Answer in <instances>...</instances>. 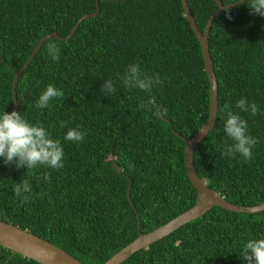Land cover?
<instances>
[{"label":"trees","instance_id":"16d2710c","mask_svg":"<svg viewBox=\"0 0 264 264\" xmlns=\"http://www.w3.org/2000/svg\"><path fill=\"white\" fill-rule=\"evenodd\" d=\"M247 3L251 0L226 8L212 22L208 44L218 111L194 148L193 163L225 200L251 206L264 202V16ZM187 4L203 31L217 3ZM95 10L96 0H0V113L11 112L14 73L37 42L52 31L66 36L79 17ZM49 43L60 48L58 62L48 54ZM131 63L148 75L160 74L163 84L151 95L166 114L144 109L149 93L124 87L121 78ZM109 79L116 93L102 94ZM49 84L65 95L37 108ZM208 88L200 45L181 0H99L97 16L82 20L68 40L47 38L17 81V111L61 141L64 167L27 172L0 158V220L47 239L83 264H102L138 235V224L149 232L195 203L182 137L189 139L206 121ZM241 97L258 105L255 116L235 108ZM225 103L259 140L247 162L239 153L223 155L225 142L234 143L224 132ZM75 127L86 131L83 142L64 139ZM46 172L50 182L43 179ZM25 178L32 194L22 203L13 188ZM260 237L264 211L215 206L121 264H246L242 241ZM0 264L39 263L0 245Z\"/></svg>","mask_w":264,"mask_h":264},{"label":"clouds","instance_id":"9594fccd","mask_svg":"<svg viewBox=\"0 0 264 264\" xmlns=\"http://www.w3.org/2000/svg\"><path fill=\"white\" fill-rule=\"evenodd\" d=\"M248 7L255 14L264 16V0H251ZM48 54L54 61L58 62L60 60L59 46L56 43H49ZM121 79L125 88H138L150 94L146 104L143 105L146 111H154L156 114L167 113V109L158 105L156 97L151 95L154 87L163 84L159 73L148 75L142 71L139 63H131L127 66ZM101 93H116V88L111 79L104 81ZM64 95L62 89L49 84L39 96L36 107L46 108L52 99L64 97ZM235 108L241 112H250L253 116L259 111L255 102L249 103L244 97L235 102ZM223 110L227 114V119L224 121V132L234 142L232 144L225 142L223 155L239 153L245 162L251 160L253 157L252 149L259 143V140L249 134L247 120L242 118L239 113L233 112L232 105L225 103ZM60 123L63 127L66 122L61 121ZM86 134V131L79 127L69 128L64 139L72 142H83ZM0 158L3 159L5 165L14 164L16 168L26 167L27 172L35 170L39 166L53 170L64 167V150L61 141L53 139L43 124L33 123L22 116L20 111L15 110L0 113ZM42 175L46 182H50V172ZM13 193L16 197H22V203L29 202L32 194L30 181L25 178L21 182L15 183ZM241 258L246 264H264V237L242 241Z\"/></svg>","mask_w":264,"mask_h":264},{"label":"water","instance_id":"95a60500","mask_svg":"<svg viewBox=\"0 0 264 264\" xmlns=\"http://www.w3.org/2000/svg\"><path fill=\"white\" fill-rule=\"evenodd\" d=\"M217 3V8L209 15L205 23L203 31L197 26L194 17L191 14L190 8L187 4V0H181L184 15L188 20L189 27L191 28L193 34L195 35L201 50V55L203 58L204 70L207 75L209 83V111L208 116L204 124L189 138L185 139V146L183 152V162L186 174L196 190L195 203L187 210L174 216L172 219L166 223L156 227L155 229L143 233L139 229L138 224V235L125 246L116 251L108 259H106L102 264H121L131 255H133L138 250L145 248L151 243L169 235L173 231L177 230L182 225L202 216L209 209L217 206L223 209L237 212V213H256L264 211V202L256 205H241L236 203H231L223 196H221L216 190L209 188L203 179H201L194 168L193 163V153L194 148L212 129L215 124L217 111H218V83L215 71L213 68V62L209 52L208 35L214 18L219 15L226 8L237 5L244 0H236L235 3L231 2L228 4H223L221 0H213ZM99 12V0H96V10L92 13H87L82 15L77 19L71 30L66 36H60L56 31H52L45 34L35 45L29 57L25 63L15 71L11 86L12 95V109L11 111L18 109V99L16 95L17 81L21 73L29 65L34 55L43 44L47 38H56L58 40H68L73 33L76 31L77 27L80 25L82 20L97 16ZM169 121L168 119H166ZM177 135H179L176 132ZM180 136V135H179ZM114 165V164H113ZM130 188L131 181L129 180L127 187V199L130 200ZM0 245L10 249L12 254H19L23 257L32 259L39 264H83L80 260L69 254L64 249L54 245L47 239L40 237L31 231L22 229L17 225L8 223L0 220Z\"/></svg>","mask_w":264,"mask_h":264}]
</instances>
